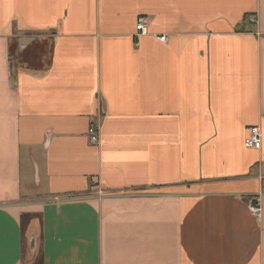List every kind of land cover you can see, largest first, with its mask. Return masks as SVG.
<instances>
[{"label":"crops","instance_id":"1","mask_svg":"<svg viewBox=\"0 0 264 264\" xmlns=\"http://www.w3.org/2000/svg\"><path fill=\"white\" fill-rule=\"evenodd\" d=\"M263 189L264 0H0V264H264Z\"/></svg>","mask_w":264,"mask_h":264},{"label":"built area","instance_id":"2","mask_svg":"<svg viewBox=\"0 0 264 264\" xmlns=\"http://www.w3.org/2000/svg\"><path fill=\"white\" fill-rule=\"evenodd\" d=\"M252 25L257 23V18L255 16H250L249 19ZM137 31V39L140 37L147 36L149 34V21L147 18L142 17L138 20L136 25ZM156 39L165 43L168 40L167 36L158 35ZM88 136L90 139L91 144L97 145L100 142V133H99V126L97 122H92L88 128ZM245 147L249 150H260L262 147V132L258 126H253L249 128L248 136L245 139ZM264 196V189L261 191L260 194L251 198L249 201V210L251 214L256 217L260 218L262 215V205H261V197ZM55 201H61L62 199L56 197Z\"/></svg>","mask_w":264,"mask_h":264}]
</instances>
